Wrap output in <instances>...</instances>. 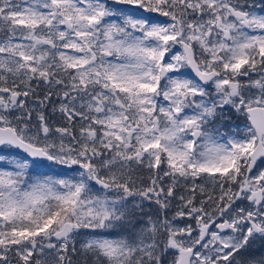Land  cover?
<instances>
[{
    "label": "snow or ice",
    "instance_id": "snow-or-ice-1",
    "mask_svg": "<svg viewBox=\"0 0 264 264\" xmlns=\"http://www.w3.org/2000/svg\"><path fill=\"white\" fill-rule=\"evenodd\" d=\"M0 264H264V0H0Z\"/></svg>",
    "mask_w": 264,
    "mask_h": 264
},
{
    "label": "rangeland",
    "instance_id": "rangeland-1",
    "mask_svg": "<svg viewBox=\"0 0 264 264\" xmlns=\"http://www.w3.org/2000/svg\"><path fill=\"white\" fill-rule=\"evenodd\" d=\"M162 19V18H161ZM53 123H59V118L56 117L54 120H53ZM56 169H53V171H55ZM146 175V174H145ZM146 210H147V205H146Z\"/></svg>",
    "mask_w": 264,
    "mask_h": 264
},
{
    "label": "trees",
    "instance_id": "trees-1",
    "mask_svg": "<svg viewBox=\"0 0 264 264\" xmlns=\"http://www.w3.org/2000/svg\"><path fill=\"white\" fill-rule=\"evenodd\" d=\"M56 171V170H55Z\"/></svg>",
    "mask_w": 264,
    "mask_h": 264
}]
</instances>
